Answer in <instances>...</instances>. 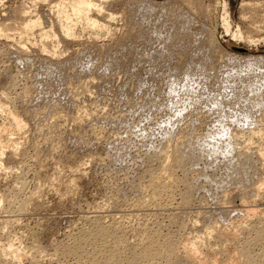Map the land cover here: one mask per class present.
<instances>
[{"label":"rangeland","instance_id":"374dc122","mask_svg":"<svg viewBox=\"0 0 264 264\" xmlns=\"http://www.w3.org/2000/svg\"><path fill=\"white\" fill-rule=\"evenodd\" d=\"M64 1L0 0V102L4 108L7 107V112L15 113L16 117L24 122L21 131L15 128L16 131L12 130L14 136L3 134L0 139L2 147L0 196H2L1 201L3 200L0 206V225L8 224L6 229L0 226L2 228L0 248L4 247L7 250L8 246L12 245L13 248L23 249L25 254L18 264H76L77 258L66 257L62 252L73 247L78 239H84L81 243L83 242V247L85 246V252H93L94 248L89 242L98 226L104 228V231L109 230V233L105 235L106 232H103L104 236L99 233L101 236L98 234L96 239L101 243L97 240V245L102 247L104 245L102 243H107L110 251L116 250L115 258H119L120 264H125V261L134 255L133 253L141 252L145 244L151 240L152 248L155 250L157 248L158 251H163L162 253H166L164 250L167 249V245L173 247L169 246L172 250L170 264H190L183 251L188 245L191 246L195 239L200 243L196 241L193 244L196 246L199 244L197 248H200L197 250L198 256L196 254V257H199L198 261L193 264H223L228 256L237 257L234 264H252L253 261V264H264V259L260 256L264 254V186L259 187L261 185L259 182L264 178V169L261 167L263 162L259 161L255 153L259 139L253 138L252 142L248 131L251 127L250 131L257 128L260 130L259 127L264 131V121L261 122L264 117V107L258 106L259 102H264L261 101L264 94L260 93L264 87L254 94L249 92L251 89H247V87L251 88L253 82L260 84L264 81V65H262L264 64V0H93L96 8L89 11L87 19H79L71 15L68 9L70 0ZM63 10L64 14L68 13L71 17L66 19L65 15L60 13ZM225 17L229 23L227 29L224 26ZM69 19H72L71 23ZM29 21H37V28L25 32L24 24ZM66 21L70 28L69 36L65 35ZM48 31L52 34L45 37L43 34ZM239 34L243 39L239 38ZM208 38L211 39L209 47L205 43ZM205 54L212 58L208 62L210 64L202 70L192 71L191 65L195 66L194 63L198 61L201 63L206 57ZM234 55L240 59L233 60ZM251 58L254 60L256 58L258 66L255 64L250 68L244 67L252 60ZM260 59H263V62ZM77 62L79 65L76 64ZM67 63L70 64V68L67 67ZM51 65L55 67L53 76H49L46 72L48 67L53 68ZM80 67L83 68V73ZM175 70L182 72L178 79H173ZM199 82L201 86L205 84L202 90L201 86H197ZM33 86H37V90ZM183 86L194 89L195 97L200 94L202 98L199 99L200 103H196L198 106L194 105V109L188 110V114L185 113L184 118L173 119L172 126L176 127L174 129L166 122L174 113L168 97L174 90L175 101L181 104L187 103L186 100L189 98L182 95ZM234 88L239 89L238 97L243 96L247 101L244 99L243 102V99L238 97L232 99L230 93L235 91L236 94ZM243 88L246 92H243ZM24 89H27L26 92L29 94L25 96L26 98L22 96L26 94ZM240 89L243 91L240 92ZM214 99L222 100L224 106L226 104L223 111L215 112L211 104ZM253 104L255 105L252 107ZM256 104L259 108L255 107ZM164 105L168 106L166 110H163ZM40 106L41 108L44 106L46 110L41 109ZM22 108L29 110L26 111L30 114L36 108L35 112L44 111V115L38 112L39 122L34 119L36 122L31 124L32 115H26V111ZM198 109L199 112L196 111ZM244 110L251 114V120L243 121L244 124L236 122L242 119L240 113ZM45 112L48 113L47 116ZM6 113L0 112V127H8V124H11L8 117L10 114ZM189 115L191 116L188 117ZM42 120L48 127L44 126ZM164 121L168 126L162 125ZM41 122L40 127L36 126ZM219 123L228 125L229 131L225 141L228 142L226 145L229 144L228 150L232 155H229V152L225 154L221 152L222 149L220 150L219 147L225 143L220 142L221 144L218 143L220 146L214 148L217 151L214 152L215 157H210L207 152L209 147L205 148L207 149L205 154L203 149L199 151L203 148L201 147L203 143L197 138L203 140L208 138L207 134L212 135L210 134L212 130L217 133L222 129L219 128ZM246 123L248 125H245ZM135 127L140 130L137 131ZM168 127H171V130ZM37 128L38 132L35 131ZM163 130H166L170 136L166 134L160 136L164 134ZM189 130L194 135L198 134L195 141H199L196 142L197 145L200 143L198 146L196 143L189 146L191 147L189 152L193 151L194 157L192 153L189 155L194 159L188 158L189 160L185 161L187 170L171 168L175 174L171 171L170 174L168 171L170 176L167 179V172L158 173V170L160 171L158 166L162 165V160L151 159L149 155L153 149L155 151L160 147L164 136H169L170 139L172 137L174 142L175 138L180 136L177 135L179 131L189 136ZM232 139L235 141L233 142ZM54 143L58 146L56 147ZM261 144L264 146V140ZM242 153L252 158L245 160ZM206 154L213 158L205 157ZM235 154H238V157ZM195 157L199 160L196 161ZM229 159L233 162L230 163ZM225 168L227 170L231 168L232 172ZM156 170L158 174L154 175ZM229 172L230 174L227 175ZM244 176L246 178L243 180ZM160 179L163 181L162 183L160 181L162 186L157 182ZM169 179L177 181L176 184L174 182L172 186ZM41 181L43 184L40 185ZM228 181L229 183L234 181L232 186L228 185ZM243 182L246 184L244 185ZM166 183L167 185H164ZM188 183L190 186L186 185ZM256 186L260 188V194L254 193ZM190 189L193 191L191 194L188 192ZM239 192L245 195L243 193L240 195ZM182 199H187V202ZM215 229H219L220 233ZM109 234L114 235H111V238ZM223 239L228 242L223 243L225 241ZM200 244H205L206 251ZM209 244L213 247L210 245L211 248ZM243 246L255 260L243 258L241 255ZM95 252L94 258H97L95 264L104 263L102 258L105 263L110 260L104 251L100 252L102 257L99 256L100 253L97 254L98 250ZM105 258L108 260L106 261ZM157 258L149 262L137 258L135 264H138V261L139 264H167L166 257ZM205 258L206 260H203ZM110 261L107 263L110 264Z\"/></svg>","mask_w":264,"mask_h":264},{"label":"bare ground","instance_id":"6f19581e","mask_svg":"<svg viewBox=\"0 0 264 264\" xmlns=\"http://www.w3.org/2000/svg\"><path fill=\"white\" fill-rule=\"evenodd\" d=\"M64 1V0H63ZM68 1V0H67ZM67 1H66V3H67ZM95 1V0H94ZM98 1V0H97ZM65 2V1H64ZM62 3V2H61ZM188 3V2H187ZM68 4V3H67ZM67 4H65L64 3V5H67ZM97 6V5H96ZM189 6V5H188ZM193 6V5H192ZM195 6V5H194ZM61 7V6H60ZM68 9L70 10V14L71 15H73V16H76L77 18H79V19H82V18H85V19H87L88 18V13H89V11L92 9V8H94L95 7V4L93 3V0H70V3H69V5H68ZM62 8H63V3H62ZM64 8H66V6H64ZM96 8V7H95ZM59 10H60V8H59ZM65 10V9H64ZM64 10L63 11H61L60 13H63L64 12ZM68 10V11H69ZM18 14V13H17ZM69 14V15H70ZM63 15H65V18L66 19H68L69 17H71V16H69L68 15V13H63ZM15 20V19H14ZM72 21V19H69L68 21ZM68 21H66V23L68 22ZM71 21L69 22V23H71ZM37 22V21H36ZM35 21H29L28 23H26V24H24V26H25V28H24V31L25 32H30L31 30H33V29H35V28H37V26H36V23ZM13 23V22H12ZM25 23V22H24ZM228 25H229V23H228V20H227V18L225 17L224 18V26H225V29H227L228 28ZM14 26V25H13ZM24 26H22V27H24ZM19 29V28H18ZM17 29V30H18ZM28 34V33H27ZM52 33L50 32V31H48V32H44V36L46 37H48V36H50ZM65 35L66 36H69L70 35V28H69V26H68V23H67V25H65ZM239 36V38H241V39H243V36L241 35V34H239L238 35ZM206 39V38H205ZM206 41V40H205ZM211 39L209 40V38L207 39V41L205 42L206 43V46H208L209 47V45H211ZM211 48V47H210ZM197 52H198V50H197ZM6 55V54H5ZM207 54H205V56H206ZM213 56V55H212ZM99 57V56H98ZM231 57V56H230ZM233 57V60H234V58L235 59H240V58H238V56H236V55H234V56H232ZM240 57V56H239ZM79 59V58H78ZM204 59V58H203ZM202 59V62L200 63L199 61H198V63L196 62V63H194V65L195 66H193V65H191V70L192 71H194V70H202V69H204L205 68V66L208 64H210V63H208L211 59H210V57H208V56H206L205 57V59L203 60ZM242 59V58H241ZM245 59H247V56H246V58ZM249 59H250V57H249ZM248 59V60H249ZM252 59V58H251ZM259 59V58H258ZM227 60V59H226ZM253 60V61H252ZM252 60H250V62L248 61V65H247V63H246V65H244V67L245 66H248L249 68L250 67H253L255 64H257V61H256V58H255V60H254V58L252 59ZM263 59H260V61L261 62H263L262 61ZM203 61H205V62H203ZM228 61V60H227ZM240 61H242V60H240ZM245 61V60H244ZM212 62H214V61H212ZM259 62V61H258ZM68 64V63H67ZM75 64V63H74ZM76 64H78V62L76 63ZM259 64H261V63H259ZM79 65V64H78ZM262 65H264V64H262ZM49 66V65H48ZM52 66V65H51ZM56 66H57V64H56ZM67 66V65H66ZM72 66H73V64H72ZM71 66V67H72ZM75 66V65H74ZM193 66V67H192ZM213 66V65H212ZM257 66H258V64H257ZM53 67V66H52ZM68 68H70V64H68V66H67ZM66 67V68H67ZM76 67V66H75ZM243 67V68H244ZM54 68L55 67H53L52 69L50 68L49 69V67H48V70L46 71L47 72V74L49 75V76H51L52 74H53V70H54ZM59 68V67H58ZM77 68V67H76ZM78 68H79V66H78ZM212 68V67H211ZM82 69V70H81ZM190 69V68H189ZM188 69V70H189ZM247 69V68H246ZM257 69H258V67H257ZM79 70V69H78ZM80 70L82 71V73H83V68H81L80 67ZM174 70V69H173ZM190 70V71H191ZM55 71V70H54ZM80 71V72H81ZM69 72V71H68ZM72 72V71H71ZM248 72V71H247ZM175 74L173 75V79H178L179 78V76L182 74V72H177V70H175V72H174ZM190 74H191V72H189ZM249 73V72H248ZM46 74V75H47ZM193 74V73H192ZM237 74V73H236ZM46 75H45V77H46ZM53 76V75H52ZM191 75H189V77H190ZM217 75L215 74V77H216ZM238 76V75H237ZM240 76H241V74H240ZM14 77V76H13ZM214 77V76H213ZM256 77V76H255ZM64 78V77H63ZM63 78H61V79H63ZM74 78V77H73ZM245 78V77H244ZM247 78H249L248 76H247ZM46 79V78H45ZM59 79H60V77H59ZM236 79V78H235ZM238 79H239V77H238ZM241 79V78H240ZM251 79V78H250ZM73 80V79H72ZM83 80V79H82ZM88 80V79H87ZM251 80H253V78L251 79ZM255 80V79H254ZM257 80H258V78H257ZM79 81V80H78ZM248 81V80H247ZM263 81V80H262ZM41 82V81H40ZM82 82V81H81ZM81 82L79 83V85L81 84ZM87 82H89V81H87ZM223 82V81H222ZM238 82V81H237ZM250 82V81H249ZM248 82V83H249ZM62 83V82H61ZM263 83H264V81H263ZM263 83H260V84H258V83H256V84H258V85H256V84H254V82H253V87L251 86V85H249V86H251V88H248L247 87V89H251V90H249V92L250 93H252V94H254V92L255 91H259L260 90V88H262V87H264L263 86ZM9 85H10V82L8 83ZM39 84V83H38ZM83 84V83H82ZM224 84V83H223ZM262 84V85H261ZM32 85V84H31ZM37 85V84H36ZM71 85V84H70ZM69 85V86H70ZM78 85V84H77ZM205 85V84H204ZM204 85H202L201 86V83L199 82L198 84H197V86L198 87H200L201 86V90L203 89L202 87L204 86ZM232 85H234V84H232ZM236 85V84H235ZM248 85V84H247ZM246 85V86H247ZM261 85V86H260ZM12 86V85H11ZM61 86V85H60ZM83 86V85H82ZM87 86V85H86ZM241 86V85H240ZM243 86V85H242ZM245 86V85H244ZM28 87V86H27ZM33 87H35V86H33ZM37 87V86H36ZM35 87V88H36ZM79 87V86H78ZM77 87V88H78ZM83 87H85V85L83 86ZM89 87V86H88ZM231 88V87H230ZM245 88V87H244ZM244 88H243V90H244ZM34 89V88H33ZM33 89H32V91H33ZM87 89V88H86ZM235 89V88H234ZM25 90V89H24ZM23 90V91H24ZM27 90V89H26ZM26 90H25V93L26 94H23L22 96H23V98L26 96V95H29V94H27V92H26ZM31 90V89H30ZM36 90H37V88H36ZM64 90H65V88H64ZM66 90H68L67 88H66ZM76 90V89H75ZM78 90V89H77ZM88 90V89H87ZM200 90V91H201ZM236 90V94L234 93L235 91H232V93H230V95H231V98L232 99H237V97H238V93H239V89L237 90V89H235ZM242 89H240V92H242L241 91ZM22 91V92H23ZM29 91V90H28ZM34 91H35V89H34ZM69 91V90H68ZM67 91V92H68ZM80 91L82 92L83 91V88L81 87V89H80ZM84 91H86V90H84ZM262 92H260L262 95L264 94V88H263V90H261ZM66 92V91H65ZM92 92V91H91ZM238 92V93H237ZM243 92H246L245 90L243 91ZM248 92V91H247ZM34 93V92H33ZM43 92H41V94H42ZM39 94V93H38ZM65 94V93H64ZM67 94V93H66ZM88 94V93H87ZM170 96L168 97V101L170 102V103H172V105H173V111H174V113H172V115L171 116H169V118H168V120L166 121V122H168V124H170L171 125V127L172 128H176V127H173L172 125H173V119L175 118V119H178L179 120V118H184L185 117V113L188 111V110H190V109H194V105H197L196 103L197 102H199L200 103V101H199V99L200 98H202V96L199 94L197 97H195V94H196V92H195V90L194 89H192V88H190V87H188V86H183L182 87V95L184 96V97H188L189 99H187L186 100V102L187 103H184V104H181L180 102H176L175 101V99H176V97H175V93H174V90H173V94L170 92ZM192 96H191V95ZM244 94V93H243ZM36 96H37V93L35 94ZM51 95V94H50ZM74 95V94H73ZM83 95V94H82ZM39 96H40V94H39ZM41 96H43V95H41ZM72 96V95H71ZM242 96V95H241ZM259 96V95H258ZM18 97V96H17ZM21 97V96H20ZM45 97H46V95H45ZM48 97V96H47ZM77 97V96H76ZM26 98V97H25ZM42 98V97H41ZM75 98V97H74ZM239 98V97H238ZM240 98H242L243 99V96L242 97H240ZM239 98V99H240ZM18 99V98H17ZM20 99H22V97L20 98ZM38 100H40L39 98H37ZM43 99H44V96H43ZM50 99V98H49ZM72 99H73V97H72ZM71 99V100H72ZM245 99V98H244ZM244 99H243V102H244ZM47 100V99H46ZM73 100H75V99H73ZM246 100V99H245ZM253 100H256V99H253ZM264 101V96H263V98H261V101ZM26 101V100H25ZM27 101H28V99H27ZM35 101V100H34ZM37 101V100H36ZM44 101V100H43ZM51 101V100H50ZM78 101V100H77ZM234 101V100H233ZM236 101V100H235ZM247 101V100H246ZM248 101H249V99H248ZM251 101H252V99H251ZM250 101V102H251ZM258 101V100H257ZM24 102V101H23ZM40 102V101H39ZM42 102V101H41ZM74 102V101H73ZM238 102V101H237ZM236 102V103H237ZM5 103V102H4ZM37 103V102H36ZM52 103V102H51ZM50 103V104H51ZM55 103V102H54ZM51 104V105H55V104ZM75 103V102H74ZM81 103V102H80ZM230 103H231V101H230ZM252 103V102H251ZM255 103H256V101H255ZM261 102H259V104H258V106H260V107H264V102L263 103H261ZM6 104V103H5ZM32 104V103H31ZM37 104H39V103H37ZM37 104H33V105H37ZM42 104V103H41ZM75 104H77V103H75ZM208 104V103H207ZM210 104V103H209ZM211 104H212V108L214 107V109H215V112H217V111H223L224 109H225V106H226V104H225V106H224V102L222 101V100H218V99H214L213 101H211ZM229 104V103H228ZM232 104V103H231ZM257 104H256V106L255 107H258L257 106ZM32 105V106H33ZM46 105H49V104H46ZM45 105V106H46ZM51 105H50V107H51ZM230 105V104H229ZM236 105H238V103L236 104ZM255 104H253L252 105V107L254 106ZM7 106V105H6ZM5 106V107H6ZM28 106V105H27ZM58 106V105H57ZM73 106V105H72ZM198 106V105H197ZM196 106V107H197ZM204 106V105H203ZM202 106V107H203ZM211 106V105H210ZM231 106V105H230ZM244 106V105H243ZM248 106H249V104H248ZM251 106V105H250ZM26 107V106H25ZM30 107H31V105H30ZM30 107H29V110H30ZM44 107V106H43ZM42 107V108H43ZM48 107V106H47ZM56 107V106H55ZM60 107V106H59ZM58 107V108H59ZM65 107V106H64ZM195 107V108H196ZM228 107V106H227ZM233 107H235V106H233ZM232 107V108H233ZM246 107V106H245ZM7 108V107H6ZM6 108H4V105L2 106L1 105V102H0V112H7L8 110H6ZM28 108V107H27ZM38 108V107H37ZM40 108H41V106H40ZM41 108V109H42ZM46 108V107H45ZM168 108V106L167 105H164L163 106V110H166ZM204 108H205V106H204ZM207 108V107H206ZM241 108V107H240ZM259 108V107H258ZM14 109V108H13ZM23 109V111L25 110H27V109H24V108H22ZM44 109V108H43ZM79 109V108H78ZM81 109V108H80ZM158 109V108H157ZM211 109V108H210ZM261 109V108H260ZM6 110V111H5ZM11 110V109H10ZM29 110H27V111H29ZM35 110H36V108H35ZM35 110H34V112H31V114L30 113H28L27 111V113L25 112V114L26 115H32V117L33 118H31L32 120H33V122L31 123V124H33L34 123V121L36 120V121H38L39 122V118H40V114L38 113V112H40L38 109V112H35ZM44 110H46V109H44ZM76 110V109H75ZM83 110V109H82ZM87 110V109H86ZM162 110V111H163ZM206 110V109H205ZM217 110V111H216ZM247 110H249V108L247 109ZM263 110V109H262ZM32 111H33V109H32ZM42 111V110H41ZM47 111H49L48 109H47ZM60 111H61V108H60ZM196 111H198L199 112V109L198 110H196ZM196 111H195V114H196ZM202 111V110H201ZM253 111V110H252ZM251 111V112H252ZM84 112V111H83ZM197 112V113H198ZM205 112V111H204ZM40 113H42V115H44L43 113H44V111H42V112H40ZM45 113H47V112H45ZM56 113H57V111H56ZM203 113V112H202ZM201 113V114H202ZM219 113V112H218ZM254 113V112H253ZM260 113V112H259ZM4 114V113H3ZM6 114H10V116H8L9 118H10V120H11V124L9 125L8 124V127H0V139L2 138V136L1 135H3V134H7V135H13L14 136V134H12L13 133V129L15 128V129H17V131L18 130H20L21 131V128H24L23 126H24V122L22 121V120H20L19 118H17L16 117V115H15V113L13 114V112L11 113L10 111L9 112H7ZM79 114V113H78ZM77 114V115H78ZM82 114V113H81ZM87 114V113H86ZM153 114H155V113H153ZM187 114H188V112H187ZM255 114H256V111H255ZM48 115V113L46 114V116ZM57 115H58V113H57ZM192 115H193V112H192ZM18 116H20V115H18ZM22 116V115H21ZM55 116V115H54ZM151 116H152V114H151ZM191 115H189L188 117H190ZM224 116V115H223ZM222 116V117H223ZM258 116V115H257ZM262 116V115H261ZM260 116V117H261ZM264 116V115H263ZM44 117V116H43ZM52 117H53V115H52ZM51 117V118H52ZM208 117V116H207ZM240 117L242 118L241 120H239V121H236V122H239V123H243V121H249V119L251 118V114L248 112V111H243L242 113H240ZM8 118V119H9ZM45 118V117H44ZM203 118V117H202ZM204 118H206V117H204ZM224 118V117H223ZM225 118H227V117H225ZM252 118H254V117H252ZM6 119H7V117H6ZM29 119H30V117H29ZM35 119V120H34ZM42 119V118H41ZM41 119H40V121H41ZM56 119V118H55ZM54 119V120H55ZM109 119V118H108ZM180 119V120H181ZM196 119V118H195ZM10 120H9V122H10ZM26 120H28V118L26 119ZM74 120V119H73ZM186 120H187V118H186ZM198 120V119H197ZM251 120V119H250ZM30 121V120H29ZM35 121V122H36ZM43 121V120H42ZM122 121V120H121ZM120 121V122H121ZM177 121V120H176ZM176 121H175V123H176ZM192 121V120H191ZM264 121V117H262V120H261V122H263ZM8 122V123H9ZM112 122V121H111ZM118 122V121H117ZM116 122V123H117ZM165 121L162 123V125H164V124H166L167 125V123H166ZM177 122H179V121H177ZM181 122V121H180ZM179 122V123H180ZM254 122V121H253ZM258 122V121H257ZM256 122V123H257ZM29 123V122H28ZM27 123V124H28ZM80 123H82V122H80ZM125 123V122H124ZM183 123V122H182ZM195 123V122H194ZM229 123V122H228ZM36 124V123H35ZM34 124V125H35ZM39 124H42V122L41 123H38V125L36 124V126H39ZM43 124H44V121H43ZM49 124V123H48ZM177 124V123H176ZM175 124V125H176ZM220 124V123H219ZM231 124V123H230ZM244 124V123H243ZM260 124V123H259ZM258 124V125H259ZM263 124H264V122H263ZM33 125V126H34ZM60 125V124H59ZM178 125H180V124H178ZM217 125H218V123H217ZM216 125V126H217ZM245 125H248L247 123L245 124ZM4 126V125H3ZM32 126V127H33ZM44 126H45V124H44ZM47 127H48V125H46ZM45 126V127H46ZM50 126H51V123H50ZM117 126V125H116ZM168 126V125H167ZM186 126V125H185ZM227 124H225V125H223V124H220V126H219V128L220 127H222V129L221 130H219L217 133H215L216 131H214L213 132V130H212V132L213 133H215V136L217 137V138H214L215 136L213 135V133L211 132L210 134H212V135H209V134H207L208 136V138H206V139H202V138H197L199 141H201L202 140V143L203 144H201L200 146L201 147H203V148H201L200 150L197 148V147H195V148H197L200 152H201V150L203 149L204 150V154H205V151H207V149H205L206 147H209L210 149H208V155L211 157V156H213V157H215V153L214 152H217V151H215V147H219L220 146V144L222 143V142H224L225 143V145H226V143H228V142H226L225 141V139H227V131H229V129L227 130ZM252 126V125H251ZM254 126V125H253ZM35 127V126H34ZM40 127V126H39ZM38 127V128H39ZM41 127H42V125H41ZM53 127V126H52ZM112 127V126H111ZM119 127V126H118ZM131 127V126H130ZM129 127V128H130ZM171 127H168V128H170V130H171ZM199 127V126H198ZM218 127V126H217ZM231 127V126H230ZM237 127V126H236ZM243 127H245V126H243ZM27 128V127H26ZM38 128H37V130H35V131H37L38 132ZM120 128V127H119ZM118 128V129H119ZM136 128V127H135ZM134 128V129H135ZM239 128V127H238ZM255 128V127H254ZM14 129V130H15ZM50 129V128H49ZM48 129V130H49ZM95 129V128H94ZM93 129V130H94ZM137 129V128H136ZM165 129L166 130H168L167 128H166V126H165ZM173 129V130H174ZM178 129H180V128H178ZM231 129H232V127H231ZM250 129H252V127L251 128H249L248 129V131L250 132L249 133V138L251 139V141H252V139L253 138H255V139H259V142H258V145H257V151L255 152L256 154H257V157H258V159H259V161H262L263 163V165L261 166V167H263V169H264V146L261 144L262 143V141L264 140L263 139V136H264V131H262L261 130V128L259 127V129L260 130H258V128L257 129H253V130H251L250 131ZM33 130V129H32ZM43 130V129H42ZM52 130V129H51ZM110 130V129H109ZM138 130H140V129H137V131ZM165 130V131H166ZM191 130H192V128H191ZM215 130H216V128H215ZM236 130V129H235ZM256 130H258V131H256ZM16 131V130H15ZM34 131V132H35ZM39 131L40 132H42L41 131V128H39ZM59 131V130H58ZM162 131V130H161ZM164 131V130H163ZM165 131H164V134L162 133V135H160V136H163V135H169L168 134V132L166 131V133H165ZM186 131V130H185ZM206 131V130H205ZM231 131V130H230ZM242 131H243V129H242ZM245 131V130H244ZM39 132V133H40ZM75 132V131H74ZM117 132V131H116ZM140 132V131H139ZM193 132H195V131H193ZM197 132V131H196ZM195 132V133H196ZM209 132V131H208ZM245 132H247V131H245ZM244 132V133H245ZM17 133V132H16ZM19 133V132H18ZM39 133H38V135H39ZM129 133V132H128ZM170 133V132H169ZM190 130H189V136H190ZM205 133V132H204ZM243 133V132H242ZM241 133V134H242ZM48 134V133H47ZM77 134V133H76ZM126 134V133H125ZM132 134V133H131ZM140 134H143V132L141 133L140 132ZM171 134V133H170ZM172 134H173V132H172ZM171 134V135H172ZM180 134V136L179 137H177V138H175L176 140L173 142L172 141V137H171V139L169 138V136H164L163 137V139H164V142H162L163 141V139H162V137H161V139H162V141H161V145H159L160 147H158V148H156L155 149V151H151V153H150V158L151 159H161L162 160V165H160V166H158V167H160V171L158 170V173L160 172V173H165V172H167V179H168V176H170L169 175V172L171 171L172 172V170H171V168H175V169H177V168H180V169H186L185 168V166H186V162L185 161H187V159L188 158H190V160H193L194 158H192V155H193V151H191V152H189V150L191 149V147H189L190 145H194L196 142H199V141H195V138H196V136H198V134L197 135H194V134H192L191 133V137H189L188 135H186L183 131H179V133L177 134V135H179ZM246 134H248V133H246ZM41 135V134H40ZM55 135V134H54ZM103 135V134H102ZM127 135V134H126ZM192 135H194V136H192ZM200 135V134H199ZM204 135V134H203ZM203 135H202V137H203ZM228 135H229V133H228ZM59 136V135H58ZM80 136V135H79ZM100 136V135H99ZM138 136H139V134H138ZM141 136V135H140ZM143 136V135H142ZM141 136V137H142ZM150 136V135H149ZM211 136V137H210ZM238 136V135H237ZM33 137V136H32ZM61 137V136H60ZM145 137V136H144ZM168 137V138H167ZM226 137V138H225ZM228 137H230V136H228ZM240 137V136H239ZM248 137V136H247ZM63 138V137H62ZM160 138V137H159ZM167 138V139H166ZM205 138V137H204ZM231 138H233L232 137V135H231ZM237 138V137H236ZM235 138V139H236ZM146 139V138H145ZM156 139V138H155ZM207 139H209V140H207ZM230 139V138H229ZM247 139V138H246ZM263 139V140H262ZM34 140H36V139H34ZM207 140V141H206ZM234 139H232V141H233ZM242 140V139H241ZM240 140V141H241ZM245 140V139H244ZM243 140V141H244ZM37 141V140H36ZM51 141V140H50ZM82 141V140H81ZM216 141V142H215ZM228 141V140H227ZM235 141V140H234ZM233 141V142H234ZM243 141H241V142H243ZM250 141V140H249ZM248 141V142H249ZM1 142V141H0ZM215 142V143H214ZM221 142V143H220ZM239 142V141H238ZM245 142H246V140H245ZM253 142V141H252ZM251 142V143H252ZM46 143V142H45ZM56 143V142H55ZM55 143H54V145H55ZM116 143V142H115ZM128 143V142H127ZM218 143H220V144H218ZM240 143V142H239ZM3 144V143H2ZM32 144V143H31ZM64 144V143H63ZM152 144H154V142L152 143ZM158 144H159V142H158ZM157 144V145H158ZM200 144V143H199ZM198 144V145H199ZM232 144V143H231ZM17 145H18V143H17ZM42 145H44V144H42ZM53 145V144H52ZM143 145V144H142ZM196 145H197V143H196ZM197 145V146H198ZM219 145V146H218ZM225 145H223V143L221 144V146L219 147L220 148V150L222 149V153H226V152H229L230 150H228V146L227 145H229V144H227L226 145V147H225ZM233 145V144H232ZM236 145V144H235ZM3 146V145H2ZM15 146V145H14ZM56 146V145H55ZM58 146V145H57ZM56 146V147H57ZM239 146V145H238ZM34 148H35V146H33ZM55 147V148H56ZM60 147V146H59ZM58 147V148H59ZM236 147V146H235ZM241 147V146H240ZM2 147L0 146V149H1ZM54 148V147H53ZM126 148V147H125ZM193 148V147H192ZM200 148V147H199ZM218 148V149H219ZM239 148V147H238ZM13 149H14V147H13ZM17 149H18V147H17ZM122 148H120V150H121ZM127 149V148H126ZM233 149V148H232ZM119 150V149H118ZM119 150V151H120ZM196 150V149H195ZM247 150V149H246ZM256 150V149H255ZM57 151V150H56ZM122 151V150H121ZM150 151V150H149ZM197 151V150H196ZM235 151V150H234ZM16 152V151H15ZM36 152V151H35ZM37 152H38V150H37ZM52 152H53V150H52ZM54 152H55V150H54ZM206 152V153H207ZM220 152V151H219ZM219 152H218V154H219ZM220 152V154H222ZM231 152H233V150L231 151ZM252 152H254V151H252ZM251 152V153H252ZM123 153V152H122ZM189 153H192V155H189ZM195 153V152H194ZM235 153H237V152H235ZM248 153V152H247ZM250 153V152H249ZM13 154V153H12ZM117 154L119 155V153L117 152ZM198 154H199V152H198ZM197 153L195 154V156H197L198 155ZM202 156H203V151H202ZM231 153L229 152V155H230ZM234 154V153H233ZM243 155H244V153H242ZM242 154H240L241 156H242ZM253 154V153H252ZM255 154V155H256ZM37 155H38V153H37ZM117 155V156H118ZM146 155H148V154H146ZM207 155V154H206ZM205 156V157H207V158H210L209 156ZM216 155H217V153H216ZM228 154H226V156H227ZM229 155H228V157H229ZM232 155V154H231ZM15 156H16V154H15ZM44 156V155H43ZM114 156H115V154H114ZM114 156H113V159H114ZM148 156V157H149ZM189 156H191V157H189ZM201 156V157H202ZM235 156H237L238 157V154L236 155L235 154ZM234 156V157H235ZM245 156V155H244ZM252 156V155H251ZM44 157H46V156H44ZM147 157V156H146ZM193 157H194V155H193ZM199 157H200V154H199ZM212 157V158H213ZM225 157V156H224ZM228 157H225V158H228ZM243 157V156H242ZM254 157V156H253ZM257 157H255L256 159H257ZM2 157H1V153H0V159H1ZM42 158V157H41ZM108 158V157H107ZM111 158V157H110ZM117 158V157H116ZM149 158V159H150ZM192 158V159H191ZM203 158H204V156H203ZM202 158V159H203ZM212 158H210V159H212ZM230 158H232V157H230ZM250 158V156L248 155V154H246V156H245V160H247V159H249ZM252 158V157H251ZM250 158V159H251ZM37 159V158H36ZM201 159V160H202ZM206 159V158H205ZM237 159V158H236ZM239 159V158H238ZM9 160V159H8ZM12 160V159H11ZM45 160V159H44ZM160 160V161H161ZM189 160V159H188ZM195 160H196V157H195ZM199 160V159H198ZM198 160H196V161H198ZM207 160V159H206ZM224 160V159H223ZM226 160V159H225ZM224 160V161H225ZM230 161V163H231V161H232V159H229ZM243 160V159H242ZM241 160V161H242ZM223 161V162H224ZM5 162V161H4ZM97 162V161H96ZM159 162V161H158ZM225 162H228L227 160L225 161ZM233 162V161H232ZM239 162V161H238ZM195 163V162H194ZM193 163V164H194ZM209 163V162H208ZM240 163V162H239ZM141 164V163H140ZM160 164H161V162H160ZM187 164H188V162H187ZM190 164V163H189ZM192 164V163H191ZM205 164H207V162H205ZM227 164V163H226ZM236 164H238V163H236ZM247 164H249V165H251L250 163H247ZM195 165V164H194ZM229 165V164H228ZM241 165V164H240ZM245 165V164H244ZM252 165H253V163H252ZM234 166V165H233ZM254 166V165H253ZM187 167V166H186ZM195 167H196V165H195ZM194 167V168H195ZM230 167V166H229ZM243 167V166H242ZM242 167H239V168H242ZM244 167H246V166H244ZM149 168V167H148ZM155 168V167H154ZM227 168H228V166H227ZM250 168H252L251 166H250ZM255 168V167H254ZM226 169V168H225ZM230 170H231V168H229ZM228 169V170H229ZM238 169V168H237ZM242 169H244V168H242ZM263 169H262V171H263ZM40 170V169H39ZM148 170V169H147ZM151 170V169H150ZM187 170V169H186ZM192 170V169H191ZM197 170V169H196ZM227 170V169H226ZM227 170V171H228ZM235 170V169H234ZM233 170V171H234ZM169 171V172H168ZM184 171V170H183ZM182 171V172H183ZM237 171V170H236ZM239 171H241L240 169H239ZM239 171H238V173H239ZM257 171V170H256ZM156 173H154V175H156V174H158L157 173V170L155 171ZM171 172H170V174H171ZM201 172V171H200ZM226 172V171H225ZM230 172H232V170L230 171ZM230 172L229 173H227V175L228 174H230ZM242 172V171H241ZM240 172V173H241ZM255 172V171H254ZM159 173V174H160ZM172 173H174V171L172 172ZM184 173V172H183ZM234 173H235V171H234ZM234 173H232V174H234ZM243 173V172H242ZM248 173V172H247ZM251 174H252V171L250 172ZM175 174V173H174ZM173 174V175H174ZM232 174H231V178H232ZM153 175V176H154ZM201 175V174H200ZM204 175V174H203ZM202 175V176H203ZM226 175V176H227ZM263 175H264V173H263ZM152 176V175H151ZM161 176V175H160ZM159 176V177H160ZM215 176V175H214ZM230 176V175H229ZM252 176V175H251ZM158 177V178H159ZM162 177V176H161ZM163 177H165V175L163 176ZM195 177V176H194ZM205 177V176H204ZM204 177H203V179H204ZM209 177V176H208ZM207 177V178H208ZM223 177V176H222ZM225 177V176H224ZM233 177H234V175H233ZM248 177V176H247ZM258 177V176H257ZM261 177V176H260ZM154 178H156V176L154 177ZM154 178H153V180H154ZM186 178V177H185ZM196 178H197V176H196ZM206 178V179H207ZM212 178V177H211ZM234 178H236V177H234ZM240 177H238V179H239ZM244 178H246V176H244L243 177V180H244ZM250 178H253V177H250ZM254 178H255V176H254ZM166 179V180H167ZM170 179H173V178H171L170 177ZM169 179V180H170ZM201 179V178H200ZM230 179V177L228 178V180ZM249 179V178H248ZM262 179V178H261ZM261 179H260V181H261ZM152 180V181H153ZM168 180V181H169ZM176 180V179H175ZM197 180V179H196ZM233 180V179H232ZM239 180H241V179H239ZM239 180H237V181H239ZM253 180V179H252ZM263 181H261V182H259V180H258V182H259V184L261 183V185H259V187L261 188L262 186H264L263 184H264V178L262 179ZM156 181V180H155ZM160 181H161V183L163 182L161 179L160 180H157V182H159L160 183ZM171 182H169V183H171V185L173 186V183L175 182V181H172V180H170ZM198 181V180H197ZM208 181H209V179H208ZM212 181V180H211ZM210 181V183H212L213 184V182H211ZM214 181V180H213ZM234 181H235V179H234ZM233 181V182H234ZM249 181V180H248ZM166 182V181H165ZM177 182V181H176ZM176 182L174 183V184H176ZM233 182H231V183H229V181H228V185L229 184H231V186H232V183ZM241 182V181H240ZM250 182V181H249ZM249 182L247 183V184H249ZM40 183V185H41V183H42V181L41 182H39ZM133 183V182H132ZM161 183H160V185H161ZM192 183V182H191ZM197 183V182H196ZM200 183V182H199ZM220 183H222V182H220ZM227 183V182H226ZM225 183V184H226ZM242 183V182H241ZM43 184V183H42ZM156 184V183H155ZM190 183H188V184H186V185H188V186H190L189 185ZM198 184V183H197ZM209 184V183H208ZM215 184V183H214ZM213 184V185H214ZM236 184H237V182H236ZM239 184V186H240V183H238ZM243 184H244V182H243ZM245 184H246V182H245ZM244 184V185H245ZM250 184H252V183H250ZM151 185H152V183H151ZM164 185H167V183L166 184H164ZM169 186H171L170 184H168ZM193 185H195V183L193 184ZM220 185H222V184H220ZM244 185H242L241 184V186H243L244 187ZM39 186V185H38ZM158 186V185H157ZM162 186V185H161ZM187 186V187H188ZM199 186V185H198ZM201 186H203L202 184H201ZM216 186H218L219 187V185H217L216 184ZM223 186H225L224 184H223ZM250 186V185H249ZM156 187V186H155ZM165 187H167V186H165ZM195 187V186H194ZM196 187H197V185H196ZM227 187V186H226ZM230 187V186H229ZM257 187V186H256ZM259 187H257L256 188V190H252L254 193H258V194H260V191H259ZM158 188H160V186L158 187ZM164 188V187H163ZM175 188V187H174ZM193 188V187H192ZM199 188V187H198ZM201 188V187H200ZM222 188V187H221ZM242 188V187H241ZM240 188V189H241ZM193 189H195V188H193ZM225 189V188H224ZM160 190V189H159ZM175 190V189H174ZM188 190H189V188H188ZM197 190V189H196ZM215 190V189H214ZM218 190H219V188H218ZM222 190V189H221ZM245 190V189H244ZM262 190V189H261ZM117 191V190H116ZM163 191V190H162ZM195 191V190H194ZM227 191V190H226ZM241 191V190H240ZM247 191V190H246ZM160 192V191H159ZM188 192H190V194H191V192H193V191H191V189H190V191H188ZM251 192V191H250ZM158 193V192H157ZM213 193V192H212ZM211 193V194H212ZM221 193V192H220ZM222 193H223V191H222ZM226 193V192H225ZM241 192H239V194H240ZM243 193V192H242ZM241 193V194H242ZM119 194V193H118ZM186 194V193H185ZM188 194V193H187ZM192 194H194V193H192ZM210 194V193H209ZM210 194V195H211ZM224 194V193H223ZM226 194H228V193H226ZM240 194V195H241ZM247 194V193H246ZM264 194V193H263ZM262 194V195H263ZM4 195V194H3ZM225 195V194H224ZM231 195V194H230ZM243 195H245L244 193H243ZM118 196V195H117ZM159 196V195H158ZM190 196V195H189ZM192 196V195H191ZM259 196V195H258ZM4 197V196H3ZM155 197V196H154ZM187 197V196H186ZM193 197V196H192ZM192 197H191V199H192ZM226 197V196H225ZM225 197H224V200H225ZM241 198L240 199H242V196H240ZM245 197V196H244ZM1 198H2V196H0V206H1V203H3L2 201H1ZM142 198V197H141ZM214 198H216V197H214ZM219 198H221V197H219ZM239 198V197H238ZM257 198V197H256ZM8 200V199H7ZM110 200V199H109ZM120 200V199H119ZM187 199H182V201H185V202H187L186 201ZM201 200V199H200ZM216 200H217V198H216ZM215 200V202H219V201H216ZM219 200V199H218ZM221 200V199H220ZM222 200H223V198H222ZM226 200H227V198H226ZM239 200V199H238ZM228 202V201H227ZM244 202V201H243ZM116 203V202H115ZM144 203V202H143ZM157 203V202H156ZM184 203V202H183ZM4 204H6V203H4ZM3 204V205H4ZM153 204V203H152ZM160 204V203H159ZM189 204V203H188ZM221 204V203H220ZM143 205V204H142ZM155 205V204H154ZM223 211V210H222ZM253 211H255V210H253ZM245 213V212H244ZM248 214V213H247ZM263 214H264V212H263ZM225 215V214H224ZM201 216V215H200ZM249 216H251V215H249ZM248 216V217H249ZM257 217V216H256ZM96 222H98V221H96ZM216 222V221H215ZM214 222V223H215ZM227 222V221H226ZM92 223V222H91ZM99 223V222H98ZM101 223V222H100ZM118 223V222H117ZM213 223V224H214ZM121 224V223H120ZM1 225H2V228L3 229H6V227L8 226V224L7 223H1ZM0 225V226H1ZM96 225H97V223H96ZM208 226V225H207ZM229 226V225H228ZM209 227V226H208ZM214 227V226H213ZM216 227V226H215ZM219 227H220V225H219ZM238 227V226H237ZM241 227V226H240ZM2 228H0V229H2ZM136 228V227H135ZM138 228V227H137ZM217 228V227H216ZM225 228V227H224ZM96 230H95V232L93 231V233H92V237H90L91 238V240H90V245H92V248H94L93 249V252H90V251H88V252H85L86 251V249L84 250V247H83V242L81 243V240H79L78 239V241H76L75 242V244H74V246L73 247H70V248H68V249H66L65 251H63L62 253H64L65 255H66V257L67 256H73V257H75V258H77V260H75V262L77 261V263L76 264H79L80 262H85V263H88V264H95V260H97V258L95 259L94 258V256H96V252L95 251H97L98 250V252H97V254L98 253H100V252H102V251H104V253L105 254H108L107 256L108 257H110V260H108V259H106V261L107 262H109L110 261V264H118L119 263V261H118V259L117 258H115V252H116V250H115V252L114 251H110V248H109V246H107L108 244L107 243H102V244H104L102 247H99L98 245H97V240H98V243L100 242L99 241V239H96V236L99 234V233H101V234H103V232H106V234L105 235H107L109 232V230L108 231H104L105 229L104 228H100V227H98L97 226V228H95ZM115 229V228H114ZM221 229V228H220ZM244 229V228H243ZM93 230V229H92ZM107 230V229H106ZM215 230H217V233H220V231L218 232V230L219 229H215ZM248 230V229H247ZM262 230V229H261ZM81 231V230H80ZM137 231V230H136ZM210 231V230H209ZM227 231V230H226ZM234 231V230H233ZM239 231V230H238ZM237 231V232H238ZM108 232V233H107ZM207 232V231H206ZM211 232V231H210ZM234 232H236V231H234ZM257 232V231H256ZM90 233V232H89ZM88 233V234H89ZM138 233V232H137ZM209 233V232H208ZM216 233V234H217ZM229 233V232H228ZM232 233V232H231ZM259 233H260V231H259ZM82 234V233H81ZM84 234V233H83ZM104 234H103V236H104ZM156 234V233H155ZM160 234V233H159ZM91 235V234H90ZM110 235V234H109ZM112 235V234H111ZM110 235V236H111ZM114 235V234H113ZM112 235V236H113ZM120 235V234H119ZM196 235V234H195ZM213 235V234H212ZM221 235V234H220ZM260 235V234H259ZM85 236V235H84ZM99 236H101L100 234H99ZM110 236H108L109 238H110ZM112 236H111V238H112ZM137 236V235H136ZM141 236V235H140ZM159 236V235H158ZM157 236V237H158ZM208 236V235H207ZM211 236V235H210ZM209 236V237H210ZM216 236V235H215ZM219 236V235H218ZM217 236V237H218ZM224 236V235H223ZM87 237V236H86ZM89 237V236H88ZM98 237V236H97ZM234 237V236H233ZM249 237H250V235H249ZM83 238H85V237H83ZM105 238V237H104ZM110 238V239H111ZM116 238V237H115ZM137 238V237H136ZM196 238V237H195ZM198 238H200V237H198ZM216 238V237H215ZM220 238V237H219ZM218 238V239H219ZM221 238H222V236H221ZM221 238H220V241H221ZM242 238V237H241ZM102 239V238H101ZM201 239V238H200ZM217 239V238H216ZM228 239V238H227ZM233 239V238H232ZM250 239V238H249ZM253 239H255V238H253ZM258 239H259V237H258ZM257 239V240H258ZM85 240H87L86 238H85ZM96 240V241H95ZM109 240V239H108ZM107 240V241H108ZM113 240V239H112ZM147 240V239H146ZM145 240V241H146ZM149 240H151V239H149ZM159 240V239H158ZM162 240V239H161ZM196 241H198L199 243H200V241L199 240H197V239H195ZM223 240H225V239H223ZM229 240V239H228ZM114 241V240H113ZM115 241H117V239L115 240ZM141 241V240H140ZM152 241V240H151ZM151 241H146L147 242V244H145L146 246H144L143 248V250L141 251L140 249V251L141 252H139V253H137V252H135V253H137V254H135V253H133L134 255H131V254H129V255H131V257H129L130 259L128 260V261H125V264H135V262L137 261L136 259L137 258H139L140 260H141V258H142V260L144 259V260H146L147 262H149V261H152V260H155L157 257H161V258H165V261H167V264H170V262H172L171 261V254H172V250H171V245H167V249L166 250H164V252H166V253H162L163 251H158L157 250V248H156V250L155 249H153L152 248V242ZM153 241H154V239H153ZM168 241V240H167ZM192 241V240H191ZM196 241H194L193 243H195ZM203 241H204V239H203ZM254 241V240H253ZM171 242V241H170ZM201 242H202V239H201ZM206 242H207V240H206ZM205 242V243H206ZM216 242H218V241H216ZM222 242V241H221ZM225 242H228L227 240H225L223 243H225ZM248 242V241H247ZM74 243V242H73ZM85 243H86V241H85ZM84 243V244H85ZM101 243V242H100ZM119 243V242H118ZM145 243V242H144ZM152 243V244H151ZM157 243V242H156ZM164 243V242H163ZM192 243V242H191ZM191 244V246L190 245H188L187 247H186V249H185V251H183V252H185V254H186V259L187 260H189V263L190 264H193V262H195V261H198V259L197 258H199V257H196V254H197V250H199V248H197L198 246H199V244H198V246H196V245H194V244ZM210 243V242H209ZM215 243V242H214ZM87 244V243H86ZM137 244V243H136ZM158 244V243H157ZM160 244V243H159ZM165 244H167V243H165ZM175 244V243H174ZM197 244V243H196ZM207 244H208V242H207ZM206 244V245H207ZM216 244V243H215ZM222 244V243H221ZM220 244V245H221ZM227 244V243H226ZM248 244V243H247ZM117 245V244H116ZM121 245V244H120ZM211 244H209V246H210ZM212 245H213V243H212ZM211 245V246H212ZM219 245V246H220ZM223 245V244H222ZM225 245V244H224ZM62 246V245H61ZM66 246V245H65ZM94 246V247H93ZM118 246V245H117ZM143 246V245H142ZM169 246H171V247H169ZM200 246H203L204 248L206 247L205 246V244H200ZM210 246V247H211ZM100 249H99V248ZM109 249H108V248ZM162 247V246H161ZM203 247H201V248H203ZM213 247V246H212ZM211 247V248H212ZM216 248H217V246H215ZM223 247V246H222ZM9 248V249H8ZM8 248H7V250H6V248L4 249V247L2 248H0V249H2V250H0V264H18V262L21 260V258H22V256L25 254L23 251V249H19V248H13L12 247V245H9L8 246ZM62 248V247H61ZM92 248H91V246H90V249L92 250ZM119 248V247H118ZM165 248V247H164ZM173 248V247H172ZM207 248V247H206ZM206 248H205V250L204 251H206ZM219 248V247H218ZM239 248V247H238ZM31 249V248H30ZM120 249V248H119ZM158 249H160L161 250V248H158ZM226 249V248H225ZM237 249V248H236ZM34 251L36 250L35 248L33 249ZM113 250H114V248H113ZM139 250H137V251H139ZM162 250H163V248H162ZM182 250V249H181ZM209 250V249H208ZM212 250V249H211ZM242 250V252H241V255L243 256V258L245 259V260H250V261H253V260H255V259H252L251 257H250V254L249 253H247V250L245 249V247L243 246V248L241 249ZM240 250V251H241ZM263 250V249H262ZM119 251V250H118ZM200 251L202 252V249H200ZM221 251V250H220ZM38 252V251H37ZM111 254V256H109V253ZM210 252V251H209ZM212 252V251H211ZM219 252V251H218ZM250 252V251H249ZM264 252V251H263ZM33 253V252H32ZM103 253V254H104ZM117 253V252H116ZM119 253V252H118ZM240 253V252H239ZM34 254V253H33ZM101 254V253H100ZM198 254H199V252H198ZM198 254H197V256H198ZM203 254V253H202ZM206 254V253H205ZM214 254V253H213ZM125 255V254H124ZM173 255H174V251H173ZM240 255V254H239ZM259 255V254H258ZM32 256V255H31ZM34 256V255H33ZM32 256V257H33ZM64 256V255H63ZM98 256V255H97ZM100 257H102V254L101 255H99ZM98 256V257H99ZM104 256V255H103ZM181 256V255H180ZM183 256V255H182ZM200 257H201V255H199ZM206 256V255H205ZM236 256H237V254H236ZM242 256H241V258H242ZM263 259H264V254H263V256H262V254L260 255ZM24 257V256H23ZM31 257V258H32ZM65 257V256H64ZM106 257V256H105ZM116 257H117V254H116ZM125 258H126V256H124ZM177 257V256H176ZM202 257H203V255H202ZM257 258H259L258 256H256ZM255 257V258H256ZM181 258V257H180ZM207 258V257H206ZM206 258L205 259H203V260H206ZM235 258H237V257H233V258H229V256H228V258H227V260L225 261H223V264H234L235 262ZM242 258V259H243ZM254 258V257H253ZM262 258H260V260H262ZM99 259V258H98ZM104 258H102L101 260H102V262H104V263H99V264H109V263H105V261L103 260ZM123 259V258H122ZM138 259V260H139ZM158 259V258H157ZM216 259V258H215ZM225 259V258H224ZM239 259V258H238ZM121 260V259H120ZM127 260V259H126ZM136 260V261H135ZM141 260V261H142ZM259 260V259H258ZM100 261V260H99ZM98 261V262H99ZM122 261V260H121ZM145 261V262H146ZM178 261V260H177ZM185 261V260H184ZM208 261V260H207ZM206 261V262H207ZM222 261V260H221ZM97 262V261H96ZM139 262L140 261H138L137 263L139 264ZM174 262H175V259H174ZM192 262V263H191ZM205 262V261H204ZM214 262V261H213ZM234 262V263H233ZM237 262V261H236ZM240 262V261H239ZM249 262V261H248ZM84 263V264H85ZM142 263V262H141ZM166 263V262H165ZM180 263V262H179ZM183 263V262H182ZM184 263H186V262H184ZM210 263H212V262H210ZM238 263V262H237ZM252 263V262H251ZM253 263H254V261H253ZM252 263V264H253ZM96 264H98V263H96ZM120 264V263H119ZM157 264V263H156ZM172 264V263H171ZM173 264H177V263H173ZM194 264H196V263H194ZM198 264H200V263H198ZM221 264V263H220ZM250 264V263H249ZM257 264V263H256Z\"/></svg>","mask_w":264,"mask_h":264}]
</instances>
